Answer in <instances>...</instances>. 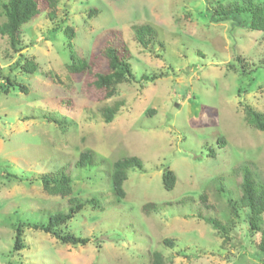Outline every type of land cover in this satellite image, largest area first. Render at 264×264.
<instances>
[{
	"label": "rangeland",
	"instance_id": "rangeland-1",
	"mask_svg": "<svg viewBox=\"0 0 264 264\" xmlns=\"http://www.w3.org/2000/svg\"><path fill=\"white\" fill-rule=\"evenodd\" d=\"M247 1L59 0L53 19L39 6L21 27L19 52L0 35V68L16 84L0 93V264H148L155 251L169 264H264L257 250L264 215L248 222L238 187L242 166L255 169L264 186V131L245 114L264 115V32L248 29L249 15L235 22L213 15L218 5ZM143 24L155 30L146 50L132 30ZM105 46L128 50L134 77L111 99L92 84L106 69ZM71 53L90 64L83 77L67 71ZM26 61L35 73L21 72ZM118 102L104 123L102 110ZM86 151L94 166L76 168ZM130 157L142 169L127 173L118 199L112 168ZM63 168L72 195L96 204L55 231L89 242L62 245L25 227L24 248L14 253L17 225H45L67 212L66 199L48 196L37 182ZM165 170L176 177L171 191L162 184ZM149 203L158 209L145 214ZM203 217L227 227L226 243Z\"/></svg>",
	"mask_w": 264,
	"mask_h": 264
},
{
	"label": "trees",
	"instance_id": "trees-1",
	"mask_svg": "<svg viewBox=\"0 0 264 264\" xmlns=\"http://www.w3.org/2000/svg\"><path fill=\"white\" fill-rule=\"evenodd\" d=\"M59 0H0V12L4 17V22L0 24V35L8 39L9 48L12 53H17L21 50L19 44L20 29L23 25L29 23L39 14V6L50 9L48 16L54 18ZM115 1V0H109ZM249 15L250 22L248 29L251 31L264 32V7L256 6L252 1L248 0L243 6H224L218 5L214 10L213 15L215 21L233 20L235 22L239 15ZM97 15L96 11H90L89 17ZM134 38L137 44L144 50L148 49L155 38V30L150 25H137L132 27ZM64 34L73 36L72 29L65 28ZM71 34V35H70ZM106 62V69L103 73L95 75L93 85L95 88L103 91L105 99H111L117 95L119 85L127 84L134 80L132 68L129 63V53L126 48L116 50L111 46H105L101 51ZM71 62L66 66L67 71L73 76L83 77L90 70V64L84 59H78L71 53ZM21 72L26 74L35 73L37 67L31 61H26L21 65ZM0 93L8 94L10 89H14L16 84L8 76H4L0 68ZM19 92L27 93L25 87H19ZM122 103H115L111 107H106L102 110V118L104 123L109 124L113 121L116 112L122 107ZM154 111H148V115H152ZM248 122L261 132L264 131V115L252 110H246ZM219 142H223L219 139ZM222 144V143H221ZM94 166V155L90 151L80 154L75 165L76 168L82 169ZM142 162L136 157L125 158L114 163L111 173V184L113 192L118 199H123L125 193L123 191V183L127 180V173L131 170H141ZM64 168L53 174H44L38 178L42 189L48 196L59 197L66 199L67 212L57 213L49 217L45 225L19 224L15 229L14 241L12 250L14 253L21 251L24 248V240L22 238L23 229L26 227L34 231H40L50 235L58 243L71 246H85L89 241L87 238H78L73 235H59L55 229L65 226L76 214H78L86 205L96 204L94 200L82 202L72 195L71 179L64 173ZM238 175L240 178L239 204L241 208L248 212V222L255 214L258 216L264 215V186L258 183L259 177L255 169L251 166H242L239 168ZM37 180V179H36ZM162 184L166 191H171L175 187L176 177L173 172L165 170L162 173ZM221 190V188H220ZM201 200L205 201L206 196H201ZM233 207L231 206V209ZM158 209L154 203H149L143 206L142 210L145 214L156 212ZM209 225L221 239L223 243L228 241L227 227L215 219H201ZM164 244L172 246V241L164 240ZM257 250L264 254V228L261 232V237L257 245ZM148 264H169L163 257L161 252H151Z\"/></svg>",
	"mask_w": 264,
	"mask_h": 264
}]
</instances>
